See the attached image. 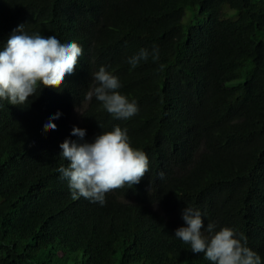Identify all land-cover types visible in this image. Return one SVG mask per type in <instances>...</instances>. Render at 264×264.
Wrapping results in <instances>:
<instances>
[{
    "label": "trees",
    "instance_id": "obj_1",
    "mask_svg": "<svg viewBox=\"0 0 264 264\" xmlns=\"http://www.w3.org/2000/svg\"><path fill=\"white\" fill-rule=\"evenodd\" d=\"M21 24L83 54L61 89L0 100V264H212L175 236L186 207L202 231L243 234L264 264V0H0V50ZM101 66L136 102L131 118L88 98ZM116 125L148 173L103 204L73 199L60 144Z\"/></svg>",
    "mask_w": 264,
    "mask_h": 264
},
{
    "label": "clouds",
    "instance_id": "obj_2",
    "mask_svg": "<svg viewBox=\"0 0 264 264\" xmlns=\"http://www.w3.org/2000/svg\"><path fill=\"white\" fill-rule=\"evenodd\" d=\"M82 54L83 49L75 42L61 43L55 35L28 34L25 25H19L0 50V100L24 105L41 85L61 89ZM151 55L157 60L159 49H154ZM148 57V50L141 49L128 63L135 68ZM92 77L96 86L88 93L89 99L94 94L103 109L115 118L128 119L137 113L136 102H130L119 91L117 76L101 66ZM59 116L58 113L50 117L44 130L55 132L54 121ZM72 135L79 140L66 139L60 144V157L68 164H61L57 171L62 179L68 180L73 199L84 197L103 204L108 192L136 185L148 173V157L144 151L132 147L127 129L116 125L113 130L97 135L93 142L84 141L86 130L79 127H74ZM182 218L187 226L176 229L175 236L190 245L194 253H203L212 264H262L260 255L247 246L243 234L238 238L229 227L217 231L212 223L202 231L205 229L202 215L192 207L184 209Z\"/></svg>",
    "mask_w": 264,
    "mask_h": 264
},
{
    "label": "rangeland",
    "instance_id": "obj_3",
    "mask_svg": "<svg viewBox=\"0 0 264 264\" xmlns=\"http://www.w3.org/2000/svg\"><path fill=\"white\" fill-rule=\"evenodd\" d=\"M81 111H82V109H78V110H76V111L73 113V120H74V122H75L76 124H78L79 121H80V114H81Z\"/></svg>",
    "mask_w": 264,
    "mask_h": 264
}]
</instances>
